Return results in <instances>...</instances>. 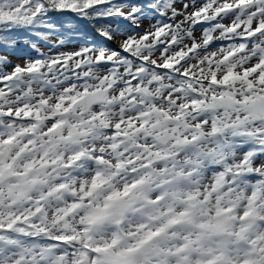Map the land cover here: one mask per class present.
I'll use <instances>...</instances> for the list:
<instances>
[{"label":"snow or ice","instance_id":"obj_1","mask_svg":"<svg viewBox=\"0 0 264 264\" xmlns=\"http://www.w3.org/2000/svg\"><path fill=\"white\" fill-rule=\"evenodd\" d=\"M0 264H264V0H0Z\"/></svg>","mask_w":264,"mask_h":264}]
</instances>
